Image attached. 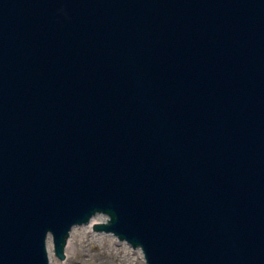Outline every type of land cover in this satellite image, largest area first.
I'll return each mask as SVG.
<instances>
[{
	"label": "water",
	"instance_id": "95a60500",
	"mask_svg": "<svg viewBox=\"0 0 264 264\" xmlns=\"http://www.w3.org/2000/svg\"><path fill=\"white\" fill-rule=\"evenodd\" d=\"M100 216L145 264H264V0H0V264Z\"/></svg>",
	"mask_w": 264,
	"mask_h": 264
},
{
	"label": "rangeland",
	"instance_id": "374dc122",
	"mask_svg": "<svg viewBox=\"0 0 264 264\" xmlns=\"http://www.w3.org/2000/svg\"><path fill=\"white\" fill-rule=\"evenodd\" d=\"M110 239L109 235L94 232L91 224L89 230L80 229L68 238L66 259H58L53 255V261L57 264H141L140 259L132 260L130 254L122 249L120 239Z\"/></svg>",
	"mask_w": 264,
	"mask_h": 264
},
{
	"label": "bare ground",
	"instance_id": "6f19581e",
	"mask_svg": "<svg viewBox=\"0 0 264 264\" xmlns=\"http://www.w3.org/2000/svg\"><path fill=\"white\" fill-rule=\"evenodd\" d=\"M100 219H104V217H101L100 216V218H95V219H90L89 220V222H88V225H89V228L91 227V224H93L94 222H97V220L98 221H100ZM81 229V228H80ZM83 231L84 230H89V229H82ZM76 231H78V230H72V235H73V233L74 232H76ZM102 234H104V233H102ZM105 235H108V234H105ZM110 237H111V239L110 240H112V239H116V236H113V234H111V235H109ZM70 240V239H69ZM48 246H49V250H50V253H51V257H52V261L54 260V257H53V251H52V247H51V241H50V238L48 239ZM121 247H122V249L123 250H126L129 254H130V257H132L131 259L133 260V258H135V259H140V261H141V264H144V261H143V255H142V252H141V250H139V251H137L136 249L135 250H133L132 248H134V247H131L130 245H128L126 242H124L123 241V239H121ZM121 249V250H122ZM53 264H57V263H55V261H53Z\"/></svg>",
	"mask_w": 264,
	"mask_h": 264
}]
</instances>
